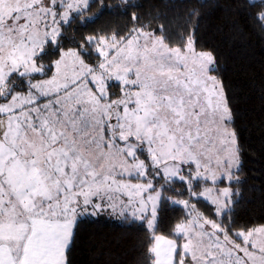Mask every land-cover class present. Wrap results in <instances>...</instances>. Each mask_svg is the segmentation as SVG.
<instances>
[{"label":"snow or ice","instance_id":"6c2138e0","mask_svg":"<svg viewBox=\"0 0 264 264\" xmlns=\"http://www.w3.org/2000/svg\"><path fill=\"white\" fill-rule=\"evenodd\" d=\"M96 3L0 0V264H72L79 224L105 213L141 222L146 264H264V224L234 219L240 147L214 54L136 16L68 40ZM246 4L264 31V0Z\"/></svg>","mask_w":264,"mask_h":264},{"label":"trees","instance_id":"16d2710c","mask_svg":"<svg viewBox=\"0 0 264 264\" xmlns=\"http://www.w3.org/2000/svg\"><path fill=\"white\" fill-rule=\"evenodd\" d=\"M85 16H95L86 26L75 21L67 28L68 40L132 27V17L151 28L163 26L168 41L175 47L192 36L197 50L210 51L216 58L225 94L233 113L234 128L242 164L237 185L239 203L235 205L237 224H264V31L249 13L246 0H102ZM69 47L72 45L69 44ZM180 215L167 209L161 214L159 228ZM147 233L140 221L122 220L115 214H102L79 224L71 252L72 264H146Z\"/></svg>","mask_w":264,"mask_h":264},{"label":"rangeland","instance_id":"374dc122","mask_svg":"<svg viewBox=\"0 0 264 264\" xmlns=\"http://www.w3.org/2000/svg\"><path fill=\"white\" fill-rule=\"evenodd\" d=\"M197 51H201V50H197ZM230 128H232V127L230 126Z\"/></svg>","mask_w":264,"mask_h":264}]
</instances>
